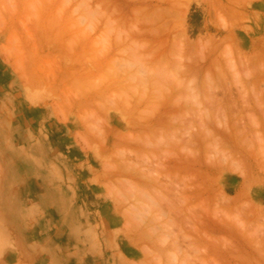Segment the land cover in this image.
Wrapping results in <instances>:
<instances>
[{
	"label": "rangeland",
	"instance_id": "374dc122",
	"mask_svg": "<svg viewBox=\"0 0 264 264\" xmlns=\"http://www.w3.org/2000/svg\"><path fill=\"white\" fill-rule=\"evenodd\" d=\"M191 1L0 0L2 152L27 164L0 166L1 197L33 213L18 264H264V0H204L198 38ZM18 120L47 122L54 155L15 147Z\"/></svg>",
	"mask_w": 264,
	"mask_h": 264
},
{
	"label": "crops",
	"instance_id": "0c3cea01",
	"mask_svg": "<svg viewBox=\"0 0 264 264\" xmlns=\"http://www.w3.org/2000/svg\"><path fill=\"white\" fill-rule=\"evenodd\" d=\"M208 4L204 0H192L190 2V10L188 12L187 16V24L189 27V34L193 38H198L200 35H202L205 32V29L207 27V16H208ZM5 87V82H0ZM2 98H5V96H0V103L3 101ZM15 102L22 103L23 101L18 98V96H14ZM4 102V101H3ZM21 119V118H20ZM25 122V121H24ZM23 120H18L16 124V128L19 130V138L15 139L13 141V144L15 147L22 144L23 140L28 139L29 137L36 138V141H41L44 146V150L54 155V149L51 147V144L53 142V138H51V135L48 134L47 127L49 124L47 122L43 123L42 129H29L28 125L24 123ZM0 132L2 133V129H0ZM4 132V130H3ZM1 135V134H0ZM3 136V135H2ZM1 137V136H0ZM5 140L3 138H0V166H8L12 165L15 168L17 166H23L27 165L24 161H26V158H9L8 155L4 154L7 144H5ZM23 145V144H22ZM20 147V146H19ZM3 151V152H2ZM52 155V156H53ZM21 156V154H19ZM20 159V160H19ZM25 159V160H24ZM52 159H54L52 157ZM51 167H53L51 165ZM15 180L16 177L14 176ZM24 181H29V178L25 177L23 179ZM2 181L0 180V215H2L4 218H6V222L8 220V229L9 238L13 239L11 242H5L2 248V245L0 244V251L2 252H11L13 251L15 254V259L13 261V264H18L22 260L34 262V259L32 258V254H29V249H26V246L23 245L22 242V231L25 227H23V224H27L32 220L33 213L26 212V207L24 208L21 206L20 201H18L17 193L15 192L13 195L4 193V199L3 195L1 197V191H2ZM13 193V192H12ZM20 198V197H19ZM8 199V200H7ZM25 199H28V196L25 197ZM7 200V201H6ZM29 205L30 203H26V205ZM29 221H28V220ZM12 233L14 234V237L12 236ZM6 237V234L0 235V238ZM13 237V238H12ZM19 240V242H18ZM13 248V250H11ZM36 261V260H35Z\"/></svg>",
	"mask_w": 264,
	"mask_h": 264
},
{
	"label": "bare ground",
	"instance_id": "6f19581e",
	"mask_svg": "<svg viewBox=\"0 0 264 264\" xmlns=\"http://www.w3.org/2000/svg\"><path fill=\"white\" fill-rule=\"evenodd\" d=\"M64 6H66V5H64ZM40 7V6H39ZM42 7V6H41ZM64 10V9H63ZM41 11V10H40ZM38 12V11H37ZM59 13V12H58ZM58 15H60V14H58ZM136 20V19H135ZM82 22V21H81ZM84 22V21H83ZM77 24V23H76ZM74 27V26H73ZM87 27V26H86ZM159 27H160V25H159ZM65 28V27H64ZM69 30V29H68ZM165 30H166V28H165ZM164 31V30H163ZM162 32V31H161ZM165 32V31H164ZM133 34V33H132ZM161 36V35H160ZM181 48V47H180ZM203 49H204V47H202ZM231 50V49H230ZM106 53V52H105ZM98 54V53H97ZM233 55V54H232ZM231 55V56H232ZM226 56V55H225ZM228 57V56H227ZM260 58V57H259ZM258 58V59H259ZM257 59V58H256ZM232 61V60H231ZM250 63V62H249ZM233 64V63H232ZM231 66V65H230ZM89 69V68H88ZM231 69H233L232 67H231ZM243 70V69H242ZM222 73V72H221ZM243 73H244V71H243ZM250 74V73H249ZM247 75V74H246ZM245 75V76H246ZM222 77V76H221ZM264 80V79H263ZM215 91V90H214ZM253 92V91H252ZM253 95V94H252ZM241 96V95H240ZM241 98V97H240ZM215 99V98H214ZM257 101H259V102H257L258 104H257V106H258V109H259V111H261L263 114H264V102L263 103H261L260 102V100H259V98L258 99H256ZM126 101V100H125ZM128 103V102H127ZM170 104V103H169ZM213 104H215V107H217L218 109H222V108H224L225 109V111L226 110H228V108L231 106V105H233L234 104V100L232 99V97L231 98H228L227 100H223V99H216V101H214V103ZM224 104H225V106H224ZM235 104H237V103H235ZM126 105V104H125ZM125 105H123L124 106V112L126 113V111H128V110H126L125 109ZM239 105V104H238ZM118 106H120V105H118ZM170 106H171V104H170ZM172 107V106H171ZM249 107H251L250 105H249ZM115 108L116 109H118V112H119V109L120 108H122L121 106H120V108H117V105L115 106ZM126 108H128V106L126 107ZM166 108V107H165ZM234 109V108H233ZM245 109V108H244ZM257 109V110H258ZM122 110V109H121ZM123 110H122V115H124V112H123ZM166 110V109H165ZM224 110H223V112H225ZM258 111V112H259ZM116 112H117V110H116ZM121 112V111H120ZM254 112V111H253ZM128 113H129V111H128ZM241 113V112H240ZM262 113H261V115H262ZM127 114V113H126ZM135 114V112L133 113V114H131V113H129L128 115H124V117L127 119V120H129V124H134V122H135V117L133 116ZM160 114V113H159ZM252 114V113H251ZM223 115V114H222ZM227 115V114H226ZM237 116H238V114H236ZM156 116V115H155ZM224 116L225 115H223V120H225V121H227V124L229 123V121H228V119L226 120V116H225V118H224ZM263 116V115H262ZM139 117V116H138ZM153 118H154V115L152 116ZM159 117V116H158ZM178 117V116H177ZM176 117V118H177ZM207 117H209V116H207ZM251 117V116H250ZM254 117V116H253ZM264 117V116H263ZM124 118V119H125ZM157 118V117H156ZM165 118V117H164ZM163 118V119H164ZM234 118H236V116L234 117ZM148 119H150V118H148ZM152 119V118H151ZM158 119V118H157ZM176 120V119H175ZM222 120V119H221ZM144 121V120H143ZM164 121V120H163ZM163 121H161V122H163ZM173 121V120H172ZM218 123V122H217ZM220 123V122H219ZM226 123V122H225ZM243 123V122H242ZM173 124H174V122H173ZM220 124H222V123H220ZM227 124H226V126H227ZM255 124H256V122H255ZM258 125V124H257ZM225 125H224V127L226 128H224L225 130H228V129H230V128H228V127H226ZM230 126V125H229ZM241 126H243L242 124H241ZM237 127H238V125H237ZM254 127H256V126H254ZM259 127H260V125H259ZM204 129V128H203ZM205 130H207V129H205ZM226 132V131H225ZM228 132H229V130H228ZM205 133H206V131H205ZM209 133H211V132H209ZM127 136V135H126ZM130 136H132V137H134L133 135H130ZM206 136H207V134H206ZM230 136V135H229ZM131 137V138H132ZM209 137L210 138H213V137H215V135H213L212 136V134L211 135H209ZM208 137V138H209ZM125 138V137H124ZM124 138H121V139H119V144H122L124 141L125 142H127L128 143V141H126L127 139H130V137L129 138H127V139H124ZM135 138V137H134ZM133 138V139H134ZM133 139H132V141H133ZM194 139V138H193ZM233 139V138H232ZM234 140V139H233ZM261 140V139H260ZM222 141V140H221ZM262 141V140H261ZM130 143V142H129ZM214 143V142H213ZM222 143V142H221ZM168 156H169V154H168ZM129 172V171H128ZM152 178V177H151ZM157 178H155V180H156ZM159 179V178H158ZM150 180V179H149ZM158 181V180H157ZM148 182H150V181H148ZM154 183V182H153ZM131 184H133V183H131ZM147 187L149 186V185H146ZM157 186V185H156ZM151 187V186H150ZM135 188H137V187H135ZM153 188V187H152ZM142 189V188H141ZM140 189V190H141ZM135 190V189H134ZM156 190V189H155ZM142 191V190H141ZM164 191H165V189H164ZM144 192V191H143ZM176 192V191H175ZM145 193H147V192H145ZM238 199V198H237ZM207 213V212H206ZM184 222V221H183ZM200 224V223H199ZM201 225V224H200ZM222 227H224V226H222ZM223 229V228H222ZM221 230V229H220Z\"/></svg>",
	"mask_w": 264,
	"mask_h": 264
}]
</instances>
